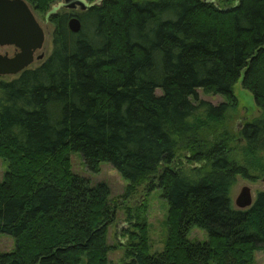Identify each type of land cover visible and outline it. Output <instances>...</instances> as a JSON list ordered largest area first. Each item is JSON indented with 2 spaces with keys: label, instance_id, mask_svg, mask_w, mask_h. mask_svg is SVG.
Instances as JSON below:
<instances>
[{
  "label": "trees",
  "instance_id": "16d2710c",
  "mask_svg": "<svg viewBox=\"0 0 264 264\" xmlns=\"http://www.w3.org/2000/svg\"><path fill=\"white\" fill-rule=\"evenodd\" d=\"M27 1L49 14L59 0ZM88 1L48 16L52 51L40 64L0 76V233L16 240L0 264H109L117 206L106 182L73 170V152L90 171L115 166L124 199L162 189L165 246L150 252L142 202L127 210L125 264H255L264 189L246 209L231 190L240 176L264 177V0ZM241 76L261 114L233 124ZM195 225L207 240L189 239Z\"/></svg>",
  "mask_w": 264,
  "mask_h": 264
},
{
  "label": "rangeland",
  "instance_id": "374dc122",
  "mask_svg": "<svg viewBox=\"0 0 264 264\" xmlns=\"http://www.w3.org/2000/svg\"><path fill=\"white\" fill-rule=\"evenodd\" d=\"M64 0H59L51 6L50 11L57 8L56 12H79V10H70L64 8L62 3ZM32 7V6H31ZM35 13V12H34ZM37 18L43 24L46 31V40L44 48L40 52H44L45 56L41 60H35L31 66L40 64L52 51V42L54 34V23L48 19V14L35 13ZM2 52L6 48L1 49ZM10 54H13L10 51ZM11 77L12 75H6ZM5 76V77H6ZM243 76L239 78L234 86L235 95L238 98L239 105L231 112L233 119L229 118L233 124L243 123L252 120L261 114V108L257 105L254 94L245 88L242 83ZM199 98L202 100L210 101L213 104H219L225 101L222 95L207 94L202 89L198 90ZM73 163V170L87 178L93 184L99 182H106L111 188V198L113 203L117 206L115 220L109 225L108 230V243L112 248L108 255L109 264H125V245L126 237L123 234L124 228L128 225L126 222L127 210H137L142 202H146V211L143 217L146 218L148 223V234L150 236L151 249L150 252L160 251L165 246V241L168 236V217L169 205L167 200L162 196V189L157 187L152 191H146L144 187L140 188L134 196L124 199L128 180L113 166L110 162L103 161L100 165L99 171H90L84 162L81 152L71 153ZM8 170V161L0 157V181L4 179V175ZM244 185L252 187L254 198L260 190L264 189V177L259 179H250L238 177L237 182L232 187L231 196L233 204L236 206V198ZM189 239L192 241H205L208 239L207 231L197 225L193 226L188 234ZM16 246V240L13 235L7 233H0V254L12 251ZM255 264H264V246L255 252Z\"/></svg>",
  "mask_w": 264,
  "mask_h": 264
},
{
  "label": "water",
  "instance_id": "95a60500",
  "mask_svg": "<svg viewBox=\"0 0 264 264\" xmlns=\"http://www.w3.org/2000/svg\"><path fill=\"white\" fill-rule=\"evenodd\" d=\"M62 5L70 10H83L90 3L88 0H64ZM56 10L52 9L48 16L57 13ZM68 26L77 33L82 29V22L76 14H72ZM45 40L43 24L27 0H0V76L17 75L35 60L43 59L45 53L40 51L44 48ZM6 46L15 47L16 52H2L1 48ZM254 200L252 187L244 185L236 198V206L246 209Z\"/></svg>",
  "mask_w": 264,
  "mask_h": 264
},
{
  "label": "flooded vegetation",
  "instance_id": "af4514ba",
  "mask_svg": "<svg viewBox=\"0 0 264 264\" xmlns=\"http://www.w3.org/2000/svg\"><path fill=\"white\" fill-rule=\"evenodd\" d=\"M3 48H6V51H12L13 52V54L16 52V48L15 47H13V46H6V47H3ZM2 49V48H1Z\"/></svg>",
  "mask_w": 264,
  "mask_h": 264
}]
</instances>
